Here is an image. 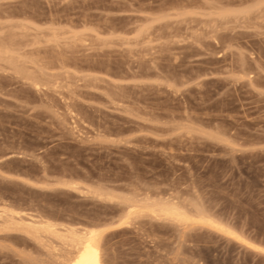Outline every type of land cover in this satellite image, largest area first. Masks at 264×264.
<instances>
[{
    "label": "rangeland",
    "instance_id": "374dc122",
    "mask_svg": "<svg viewBox=\"0 0 264 264\" xmlns=\"http://www.w3.org/2000/svg\"><path fill=\"white\" fill-rule=\"evenodd\" d=\"M45 220L102 264H264V0H0V264H64Z\"/></svg>",
    "mask_w": 264,
    "mask_h": 264
},
{
    "label": "bare ground",
    "instance_id": "6f19581e",
    "mask_svg": "<svg viewBox=\"0 0 264 264\" xmlns=\"http://www.w3.org/2000/svg\"><path fill=\"white\" fill-rule=\"evenodd\" d=\"M34 84H37L35 81L32 80ZM36 86V85H34ZM65 181H63L64 183ZM69 182V181H68ZM66 181L65 185H72L70 182ZM164 205V204H163ZM159 206L160 211L163 213H167L173 216L174 208L173 206H169V204L165 206ZM177 213V212H176ZM177 215L173 216L176 217ZM46 221V220H45ZM38 226L33 227L30 225H24L25 228H21L22 231L27 233L32 237H36V232L39 228L43 229L44 231H48L49 229L57 235L61 240L65 243L71 245V248L74 249V254H70L69 257L66 258L64 264H102V257L101 251L99 246V239H98V231L94 228H87L81 234H78L76 231H70V236H62L58 233H55L53 230V224L49 221L40 222ZM20 229V228H19Z\"/></svg>",
    "mask_w": 264,
    "mask_h": 264
}]
</instances>
